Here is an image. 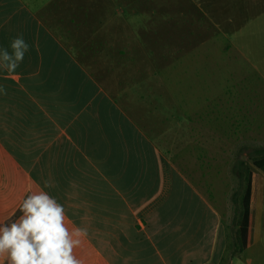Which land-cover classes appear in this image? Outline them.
Returning <instances> with one entry per match:
<instances>
[{"label":"crops","instance_id":"obj_1","mask_svg":"<svg viewBox=\"0 0 264 264\" xmlns=\"http://www.w3.org/2000/svg\"><path fill=\"white\" fill-rule=\"evenodd\" d=\"M157 1L0 0V48L20 34L30 46L14 74L0 70L6 90L0 92V168L6 172L0 199H9L8 187L17 182L20 204L41 189L55 197L69 229H87L74 249L81 264H235L254 247L264 264V173L250 169L247 248L238 252L240 225L232 235L220 213L158 151L144 119L122 108L129 93L119 90L121 74L148 71L152 77L166 62L156 55L172 42L167 12L173 4ZM193 5L230 8L219 13L227 28L221 25L242 34L243 56L264 34V0ZM140 7L154 10L130 13ZM232 9L245 11L231 20ZM141 23L148 24L152 52L144 69ZM109 57L119 73L115 93Z\"/></svg>","mask_w":264,"mask_h":264},{"label":"rangeland","instance_id":"obj_2","mask_svg":"<svg viewBox=\"0 0 264 264\" xmlns=\"http://www.w3.org/2000/svg\"><path fill=\"white\" fill-rule=\"evenodd\" d=\"M170 1L173 7L167 16L172 17V42L165 50L157 49L156 55L166 62L155 76L152 71V77L148 71L121 74L119 82L124 88L119 90L129 93L127 108H122L144 119L158 151L220 213L222 224L233 235L239 228L245 187L236 167L243 161L247 170L254 169V160L264 157V34L249 46L251 54L243 56L242 34H229L221 25L227 28L219 13L230 8L202 9L193 5L196 0ZM153 10L140 7L130 13L147 15ZM156 11L161 15V9ZM240 11L245 9H232L230 19ZM252 13L257 14V9ZM259 16L264 19V8ZM139 28L140 68L144 69L152 52L148 49V24L141 23ZM109 58V66L115 68L110 73V92L115 93L119 73L116 59ZM162 131L165 137L159 135ZM5 173L0 168V174ZM20 193L19 182L8 187L9 199H0V223L20 214ZM259 249L254 247L236 257L235 264H246L249 259L251 264H262ZM0 264L6 262L0 258Z\"/></svg>","mask_w":264,"mask_h":264},{"label":"clouds","instance_id":"obj_3","mask_svg":"<svg viewBox=\"0 0 264 264\" xmlns=\"http://www.w3.org/2000/svg\"><path fill=\"white\" fill-rule=\"evenodd\" d=\"M10 48V50H9ZM0 48V70L14 74L29 51L20 34ZM0 92L6 90L0 86ZM45 187L50 183L45 181ZM10 221L0 223V258L6 264H81L74 249L87 229L66 225L65 208L43 189L30 192Z\"/></svg>","mask_w":264,"mask_h":264},{"label":"trees","instance_id":"obj_4","mask_svg":"<svg viewBox=\"0 0 264 264\" xmlns=\"http://www.w3.org/2000/svg\"><path fill=\"white\" fill-rule=\"evenodd\" d=\"M246 163L240 161L236 167V175L244 187V193L241 199L242 211L240 215L239 225L240 229L238 237L241 239V247L238 248V252L247 248V234L249 228V218L251 214V198H252V185H251V172L245 168ZM254 167L261 170L264 173V157L254 160Z\"/></svg>","mask_w":264,"mask_h":264}]
</instances>
